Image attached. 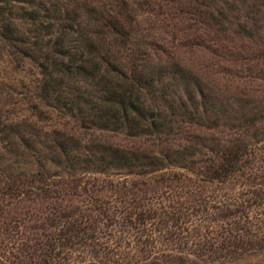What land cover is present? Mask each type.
I'll list each match as a JSON object with an SVG mask.
<instances>
[{
    "label": "rangeland",
    "instance_id": "374dc122",
    "mask_svg": "<svg viewBox=\"0 0 264 264\" xmlns=\"http://www.w3.org/2000/svg\"><path fill=\"white\" fill-rule=\"evenodd\" d=\"M34 3L41 14L48 9L51 14L60 16L64 11L75 9L78 15L74 28L78 34L89 35L92 40V29L100 30L103 23L114 24V18H119V24L129 32L128 41L117 52L123 69L130 70L132 60L141 67V64L153 63L152 76L157 79L155 88L169 92V97L176 101V95L180 96L191 112L194 108L186 93H192L200 104L197 114L204 122L213 118V110L218 109L217 128L192 125L188 129L208 138L206 142L210 144L211 137H216L220 143L229 140L244 143L243 158L248 159V167L235 173L227 182L201 181L194 175L179 181H157L163 172H182L169 168L146 174H129L125 168L116 167L103 170L106 165L101 156L107 159L108 155L100 145L131 151L150 144L145 142L146 136H130L124 128L111 130L92 126L85 129L79 126L76 117L62 115L63 109H54L45 124H40L32 133H25L24 137L35 143V149H24L23 154H19L7 151L0 144V264L29 261L26 256L43 247L47 239L65 233L61 232L65 227H62L59 211L77 209L85 216L97 201L103 199L110 200L119 210L128 203H138V200L153 205L161 202L198 203L199 206L201 201L203 205L205 201L212 205L225 200L242 203L252 198L250 178L258 181L264 176V0H34ZM15 5V13L31 10L23 2ZM41 20L47 23L46 26L51 25L46 28L49 33L42 32L40 36V46H43L53 41L65 20L63 16ZM16 22L30 43L33 42V33L28 30H33L34 26L29 20L24 17ZM103 37L112 39L110 32ZM103 37L98 34L95 40ZM71 38L77 39L79 35L74 33ZM95 44L96 54L102 55L103 45ZM101 65L110 69L106 63ZM18 70L20 80L27 81L33 78L37 69L26 59ZM13 100H20V97L10 95L4 101ZM151 102L161 104L149 100ZM20 108L16 109L21 111ZM161 108L166 110L163 105ZM251 119L250 126V121L245 120ZM48 124L52 125L50 128L61 129L58 137L65 141L64 147L72 163L75 162L74 167H71L72 163L60 166L49 159L58 150L47 147L48 137L55 136L47 130ZM175 126L187 129L179 121ZM15 140L19 141L17 137ZM201 151L208 153L203 147ZM86 159L91 161H83ZM37 161L42 162L44 169ZM198 168L199 165H194L191 171L198 172ZM37 169L44 181L31 182L18 189H13L9 180L7 184L5 174L8 172L28 174ZM133 170L138 169L133 167ZM250 220L256 222L251 215ZM101 230L93 241H85L84 237L81 241L80 237L66 233L65 243L71 247H63L57 256L53 253L46 264H124L136 258L132 240L128 245L121 232L108 235L107 227ZM112 239L119 245L111 246L112 250L103 248V243ZM39 241L41 244H35ZM91 242L96 245L90 246ZM172 247L170 243H156L162 263L173 264L170 258L181 254L180 249ZM232 264H264V250L254 255L246 254Z\"/></svg>",
    "mask_w": 264,
    "mask_h": 264
},
{
    "label": "trees",
    "instance_id": "16d2710c",
    "mask_svg": "<svg viewBox=\"0 0 264 264\" xmlns=\"http://www.w3.org/2000/svg\"><path fill=\"white\" fill-rule=\"evenodd\" d=\"M18 2L26 3L31 10L15 13V3ZM77 15L75 9L71 12L64 11L60 16H63L65 22L60 24L58 35L53 41L40 46L42 32L49 33L50 30L46 28L51 26H46L47 23H42L41 19L60 16L51 14L48 9H44L41 14L35 9L34 0H0L2 147L19 154H23L24 149H35V143L25 138V133H32L40 124H45L44 121L54 109H63L62 115L66 113L70 117H76L79 126L85 129L92 126L111 130L124 128L128 135H145V142H150L147 146L131 151L112 145H100L108 155L107 159L101 156V161L106 165L103 170L116 167L125 168L129 174H146L169 168L182 172H163L157 181H179L194 175L201 181L227 182L235 173L248 167V159L243 158L246 150L244 143L238 144L231 140L220 143L216 137H211L210 144L206 142L208 138L191 133L188 129L192 125L217 128L218 109L213 110V118L204 122L197 114L200 104L192 93L187 92L186 95L194 108L193 112L188 110L186 102L180 96L176 95V101L169 97V92L155 88L157 79L152 76L153 63L141 64V67L132 60L130 70L123 69L122 63L117 59V52L128 41L129 32L119 24V18H114V24L103 23L100 30L92 29V40L89 35L78 34L79 31L74 28ZM24 17L34 26L33 30H28L33 33L31 43L16 22ZM103 29L110 32L112 39L103 37V34L108 33ZM74 33L79 38H71ZM98 34H102L104 39L96 41ZM97 42L103 45L102 55L96 54ZM26 59L37 69L33 78H28L27 81L20 80L18 70ZM102 63H106L110 69L102 68ZM10 95H17L20 100L4 101ZM149 100L159 101L161 104L149 103ZM160 105L165 106L166 110ZM204 111L207 112V109ZM178 121L187 129L175 126ZM245 121H250L251 126L253 120ZM50 126L52 125L48 124L46 128L55 136L48 137L47 147L57 149L58 152L49 159L60 166L63 163L71 165L69 152L64 147L65 141L58 137L61 129ZM202 147L208 153L201 151ZM195 155H198L197 159ZM74 164L75 162L71 167ZM37 165L44 169L42 162L37 161ZM194 165H199L198 172L191 171ZM133 167L138 170H133ZM185 172L188 175H183ZM5 175L8 178L7 184L10 181L13 189L22 188L31 182L44 181L38 169L28 174L8 172ZM250 181L253 199L242 203L225 200L212 205H207L206 201L203 205L201 201L199 206L198 203L161 202L153 205L151 202L138 200V203H128L125 208L118 210L110 200L103 199L97 201L85 216L77 209L70 212L59 211L62 227H65L61 232L65 233H58L59 237L51 236L46 244H42L43 247L26 256L29 261L21 264H46L47 258L59 255L63 247H71L65 243L67 234L78 236L80 240L84 237L85 241H93L103 227L110 231L108 235L119 231L121 237H125V243L130 245L132 240L135 244L136 258L124 264H164L158 257L157 242L164 245L170 243L173 245L171 249H180L181 254L169 260H173V264H232L246 254L254 255L264 250V176L258 181L250 178ZM250 215L256 218L255 223L250 220ZM240 219L243 220L242 225H239ZM126 238H130L129 241ZM93 244L96 245L92 242L89 245L94 246ZM115 244L118 243L112 239L101 245L111 249Z\"/></svg>",
    "mask_w": 264,
    "mask_h": 264
}]
</instances>
